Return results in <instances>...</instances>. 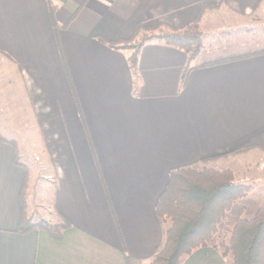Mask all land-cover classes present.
Returning a JSON list of instances; mask_svg holds the SVG:
<instances>
[{"label": "crops", "instance_id": "0c3cea01", "mask_svg": "<svg viewBox=\"0 0 264 264\" xmlns=\"http://www.w3.org/2000/svg\"><path fill=\"white\" fill-rule=\"evenodd\" d=\"M52 6L56 27L46 0H0V264H149L172 171L207 164L244 184L260 174L249 162L264 157V0ZM195 21L194 59L160 40ZM158 25L141 33L134 71L130 50L105 43ZM27 158L51 184L50 202H37ZM37 206L68 226L60 241L19 233ZM182 264L228 263L207 248Z\"/></svg>", "mask_w": 264, "mask_h": 264}, {"label": "trees", "instance_id": "16d2710c", "mask_svg": "<svg viewBox=\"0 0 264 264\" xmlns=\"http://www.w3.org/2000/svg\"><path fill=\"white\" fill-rule=\"evenodd\" d=\"M46 3L51 23L56 27L52 0ZM161 27L164 26H139L132 38L105 43L111 49L130 50L128 63L134 71L142 42H133L146 30ZM159 38L166 46L183 51L189 60L203 51L198 21L183 30L166 28ZM252 190L251 185L237 182L230 169L203 166L172 171L154 208L155 216L164 226L163 243L149 264H182L195 251L207 248L216 251L228 264H264V207H258L250 218L244 216L243 201ZM67 227L25 217L18 231L25 234L40 230L52 240L60 241Z\"/></svg>", "mask_w": 264, "mask_h": 264}, {"label": "rangeland", "instance_id": "374dc122", "mask_svg": "<svg viewBox=\"0 0 264 264\" xmlns=\"http://www.w3.org/2000/svg\"><path fill=\"white\" fill-rule=\"evenodd\" d=\"M148 36L149 35H143V34L139 35V37L137 38V40H135V43H133V44H138V42H144L146 39L149 38ZM16 134H17V132H13V131L10 132L11 137L13 139H16L17 143L21 147L20 138L17 136L18 134L17 135ZM30 162L31 161L28 160V158H27V163H28L27 165L30 167V170L32 172H34L33 173L34 174L33 183L35 185L34 191H35L37 202H45V201L50 202L52 195H53V190H51L52 186L50 187V185H51L50 183H47L46 181H42L41 174L43 172H42L41 168L37 165V163L35 162V166H31ZM249 165L252 166V169L255 170L254 171L255 173L259 172L260 174H259V176H257V174H256V176L254 178H251V180L249 182H245V183H247L253 187L252 192L243 201V204L245 207V213H244L245 218L252 217V215L254 214V212L256 211V209L258 207H260V206L264 207V157H261L259 159H251L249 162ZM203 166L211 167L207 164H203V165H201L195 169H200ZM233 166H236L235 167L236 170H234L236 173L241 168L240 165L234 164ZM211 168H213V167H211ZM237 175H238V173H237ZM30 193L31 192H29V194L27 193V204H28V206H30L32 203V196ZM35 212H37V213H35V215H37V219H41V218H39V215L40 216L46 215V211L44 210V207H42V206H37V211H35Z\"/></svg>", "mask_w": 264, "mask_h": 264}]
</instances>
